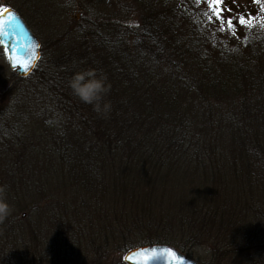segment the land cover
I'll return each mask as SVG.
<instances>
[{"label": "trees", "instance_id": "obj_1", "mask_svg": "<svg viewBox=\"0 0 264 264\" xmlns=\"http://www.w3.org/2000/svg\"><path fill=\"white\" fill-rule=\"evenodd\" d=\"M103 2L86 5L73 50L42 51L0 96V185L12 206L0 226L25 202L33 220L65 222L75 250L89 239L107 254L164 243L225 256L233 236L264 235V7ZM88 69L110 85L106 115L69 86Z\"/></svg>", "mask_w": 264, "mask_h": 264}, {"label": "rangeland", "instance_id": "obj_2", "mask_svg": "<svg viewBox=\"0 0 264 264\" xmlns=\"http://www.w3.org/2000/svg\"><path fill=\"white\" fill-rule=\"evenodd\" d=\"M88 4L90 0H0V9L10 7L17 11L39 38L41 50L55 59L58 52H68L75 48L72 41L74 30L87 25L85 8ZM95 4L101 6V11L105 8L103 0H95ZM113 4L112 8L118 14L119 8ZM258 4L264 7V0ZM97 15L100 16V9ZM15 82L16 74L10 68L6 52L0 45V96ZM242 180H247V177L243 175ZM253 186L262 189L257 184ZM22 204L25 202L21 203L22 207L16 212L15 223L0 226V264H126L124 255L127 250L121 251L119 246L116 251L107 254L96 248V240L89 245L88 239L80 249L75 250L67 237L71 229L65 222H61L64 225L58 227V221L56 224L48 219L33 220ZM252 224H246L248 233L254 230L250 227ZM256 228L260 232V227ZM261 229L264 233V228ZM232 238L237 242V248L235 243L230 244L233 250L225 256L216 255L205 246L198 249L196 254L188 255L197 261L215 264H264L263 234L257 237L238 234Z\"/></svg>", "mask_w": 264, "mask_h": 264}, {"label": "water", "instance_id": "obj_3", "mask_svg": "<svg viewBox=\"0 0 264 264\" xmlns=\"http://www.w3.org/2000/svg\"><path fill=\"white\" fill-rule=\"evenodd\" d=\"M0 19L5 21L15 17L3 26L0 43L7 51V58L12 69L26 77L33 72L41 58V43L26 21L11 8ZM170 249L175 256L166 252ZM127 264H202L176 247L166 244H150L132 248L125 254Z\"/></svg>", "mask_w": 264, "mask_h": 264}, {"label": "clouds", "instance_id": "obj_4", "mask_svg": "<svg viewBox=\"0 0 264 264\" xmlns=\"http://www.w3.org/2000/svg\"><path fill=\"white\" fill-rule=\"evenodd\" d=\"M73 93L84 103L93 106L97 114H107L111 110V102L104 97L110 90L106 78L99 76L95 70L88 69L76 73L69 82ZM12 206L7 199V186L0 185V221L9 217Z\"/></svg>", "mask_w": 264, "mask_h": 264}, {"label": "snow or ice", "instance_id": "obj_5", "mask_svg": "<svg viewBox=\"0 0 264 264\" xmlns=\"http://www.w3.org/2000/svg\"><path fill=\"white\" fill-rule=\"evenodd\" d=\"M208 2L215 7L217 5H220L222 3V0H208ZM256 2L259 3L260 0H256ZM222 11H223L222 9H220L219 11H217V16H220L221 13H222ZM6 12H8V9L7 8L0 9V17H2ZM14 19H15L14 16L11 17L10 20H8V21H5L3 19H0V33H3V26L6 23H10ZM228 23H229V25H231L232 24V20H229ZM240 23L242 25L244 24V18L243 17H241ZM166 252H168L169 254L175 256V253L172 252L170 249L166 250Z\"/></svg>", "mask_w": 264, "mask_h": 264}]
</instances>
